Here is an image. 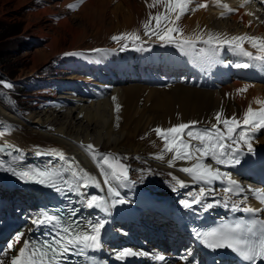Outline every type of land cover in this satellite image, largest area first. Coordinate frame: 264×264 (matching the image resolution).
I'll return each instance as SVG.
<instances>
[{
    "label": "snow or ice",
    "instance_id": "6c2138e0",
    "mask_svg": "<svg viewBox=\"0 0 264 264\" xmlns=\"http://www.w3.org/2000/svg\"><path fill=\"white\" fill-rule=\"evenodd\" d=\"M213 6L222 8L220 16L224 17L233 13L236 9L230 7L222 0H210ZM253 0H240L239 7L252 3ZM264 2V0H262ZM83 0H77L75 4H69V9L75 10ZM149 9L162 7L164 11L148 13V18L141 22L145 35L155 36L156 42L161 44H174L182 52L196 48L197 42H202L206 48H201L200 53L205 54L210 66L219 63V53L221 49L239 54L255 63H235L231 65L237 69H248L259 66L264 70V36L250 35L248 33L228 35L226 33H213L204 29L194 31L191 35H185L179 22L189 12L198 9H206L209 4L200 0H145ZM195 5V7H192ZM249 16L255 14L251 11ZM155 21V26L152 22ZM252 21L248 22L250 26ZM110 39L117 43L119 50L123 51L129 47L131 42L133 47L140 45L137 50H144L138 33L133 31L114 34ZM245 45L255 50H247ZM93 52H103L105 49H92ZM111 51H115L112 49ZM78 53H64V55H77ZM0 85L5 88H12L11 83L0 81ZM249 85L237 88L236 94L247 92ZM226 96L229 94H225ZM116 97H112L115 104V111L119 112L121 106L116 102ZM254 103L258 105L253 108L251 103L240 117L235 113L226 116L223 108L214 114V123L207 127H198L199 121L180 122L167 128L155 127L152 131L162 141L163 147L160 152L154 154V158L164 161L170 154L166 163L169 167H176L177 161H184L188 166L180 167L178 170L190 178L192 183H202L196 193L188 192L191 199L180 201L185 209H191L193 205H200L201 209L207 212L217 206L225 208L231 207L232 211H243L251 214V218L244 220L222 221L215 227L206 230L194 229L193 233L206 248L212 250L227 249L235 253L242 261L248 264H257V261H264V219H259V214H264V189L249 188L248 192L259 202L260 207L248 206V196L243 200H234V196H241L245 193V188L233 177L229 171H222L224 168L243 167L249 163L246 157L255 154L253 147L254 137L257 132L264 129V99L254 98ZM119 119V117H117ZM5 131H0V136L11 131L10 126H4ZM147 135V134H146ZM80 147L90 156L100 169L103 177V185L106 186L107 196L88 195L89 188H100L101 182L89 172L79 168L74 159L68 158L63 151L57 149H44L39 146L35 151L36 156L50 155L63 162L65 167L58 168L52 165L46 168H39L32 165L23 164L24 154L21 149L9 143L0 144V153H7L11 157L10 161L0 160V169L11 173L14 177L24 183L39 184L54 189L61 195L75 193L79 197L78 203L86 209H99L106 216L111 215V209L118 204H125L128 201L122 196L119 188L127 187L132 182L129 180L130 166L123 161L127 157H121L115 153H102L95 149L94 145L80 143ZM13 149L17 155H13ZM206 160H211L207 163ZM21 162V163H18ZM7 164V166H6ZM62 172L70 173L72 180H64L58 183ZM150 170H143L147 174ZM171 177V187L173 191L188 187V183L168 173ZM214 182H220L222 189L216 190L212 186ZM66 185V188L64 187ZM222 193V195H221ZM213 197V202H205V198ZM241 204L244 206L241 208ZM73 209L67 218H64L57 210L56 213L49 210H41L38 215L31 220V223L38 229L48 228L49 231L43 233V241L29 240L24 238L25 233L18 232L10 240L6 248L0 250V264H67L69 256L72 254L85 256L89 264H95L94 257L87 256L88 250H100L102 248V232L108 223L107 219L99 218L95 220H83L77 222L73 217L77 215ZM31 231V229H29ZM50 235V239L48 238ZM18 250L11 254L14 249ZM150 254L142 250H134L124 247L121 250H114L117 261H126L129 258L146 257ZM157 261H165L163 255L153 257Z\"/></svg>",
    "mask_w": 264,
    "mask_h": 264
},
{
    "label": "bare ground",
    "instance_id": "6f19581e",
    "mask_svg": "<svg viewBox=\"0 0 264 264\" xmlns=\"http://www.w3.org/2000/svg\"><path fill=\"white\" fill-rule=\"evenodd\" d=\"M58 1L59 3H56L57 5H64L67 1L69 2V0ZM227 1L233 3L232 0ZM113 2L116 3L111 6ZM148 2H151V0H148ZM200 2H206V0H200ZM207 2L209 6L206 9H198L195 12H189L181 19L179 23L185 35H191L194 31L204 29L205 33L211 31L213 33H226L228 35L248 33L250 35L264 36V15L259 11V2L255 4L249 3V6L244 9H239L235 5H232L237 13L224 17L220 16L221 11L214 7L210 0H207ZM45 3H49V1L45 0ZM83 4L84 5L80 7L81 12L85 11L87 8L96 6L95 8H97L98 13L102 15V17L105 16L107 19L108 16V19H110L111 25L106 26L104 22H101L103 19L99 18V22H94V18L88 16V22L90 25L94 26L95 29L94 33L96 36L94 40L96 41L100 39V37L104 38L109 32L115 31L120 27L125 31L138 28L140 25L139 21L144 16L146 17L149 11L145 0H89ZM192 7H195V5H192ZM95 8L93 12L96 13L97 11ZM107 9L109 13H106ZM50 11L51 10L48 8H43L31 14V16L50 14ZM249 11L253 12L255 15H247ZM254 17L257 19L255 20ZM250 20L252 24L249 26L248 22ZM61 23L63 22L61 21ZM38 35L40 38L49 39L50 41L45 45L42 51H37L36 49V55L38 54L37 58L39 59L33 60L31 71L36 68L37 62L40 59L46 60L49 55L58 53L56 42L52 37L44 33L42 29L38 31ZM198 45L204 44L202 42H197L196 46ZM77 46L76 43H73V46L69 50L76 49L78 48ZM183 60V55L155 54L152 61H141L138 63V66L159 67L162 65H177ZM135 67L129 65L130 69ZM82 68L81 71L78 70L79 73L85 74L86 70L89 72L93 70L91 68ZM163 70L165 71L166 69ZM65 71L69 74L71 72L68 69H65ZM93 73H96V71L93 70ZM129 73L130 70L127 72H114L108 79L110 82L106 84H99L100 82H98L96 85L94 84L95 86H91V92L88 97H71L72 99L69 100V98H66L69 96H61L59 99L63 98L62 100L59 102L56 101L57 103L54 104L52 102L53 105L51 104L48 108H44L42 111L43 113H38L35 117H32L31 111L28 118L23 121L16 120L15 116L0 104V131H5L4 126L6 125L11 127V131H7L3 136H0V143L6 142L18 147L24 154L23 164L32 166L37 165L39 167H50L54 164L58 168H63L65 165L57 158L50 155L36 156L34 153L37 150V146H39L41 151L44 149H57L63 151L68 158L74 159L79 168H83L101 182L100 188L82 189L81 191H86L88 195L95 194L107 196L106 186L103 185V177L100 175V169L97 168L96 163L92 161L89 155L80 147L81 142L84 144L91 143L94 145L95 149H110L111 153L121 150L127 151L128 154H138L140 149L143 148L145 153L152 152L156 154L163 147L162 141L156 134H151L149 136V144L144 143L146 141L145 139L140 142L139 139H143L144 132L152 131V129L157 126L167 128L173 124L180 122L186 123L188 121H199L200 124L209 125L215 122L214 114L221 108H223L226 116L230 117L233 113L237 116H241L250 103L252 107H255L254 98L264 99V84H247L249 85L247 92L239 95L236 94L235 90L244 85V83L240 81H234L224 85L219 90H204L187 84H176L158 89L152 87L149 80L142 83L133 82L134 80L127 76ZM69 74L64 80L75 82L81 80V83L84 85V87H81L82 89L89 88L87 84L92 85L88 79L84 80L80 78L81 75L77 73H72V76ZM157 80V83L165 82L162 77L155 76L154 82ZM83 92V94L86 95V90ZM65 93H72V90H66ZM226 93L229 95L226 96ZM114 96L117 98L115 103L121 106L119 112L114 110L115 104L112 101V97ZM54 99H56V97ZM58 116H64V122L57 123L56 118ZM117 117H119V119H117ZM31 121L37 123L39 129L27 127V125L32 123ZM13 123H15L16 126ZM70 125L72 126L71 128L74 127L73 132L69 129ZM256 145H264V137H260L256 141ZM9 151H12L13 155H17L13 149H9ZM167 157L168 156H166L164 161L151 164H156L159 169H164L165 172H171L178 178L185 180L188 183L187 188L173 191L171 187V177H169L170 179L138 178L139 176L133 173L138 168L134 169L132 167L129 171V180L132 183L127 187L118 189L121 196L128 202L113 207L110 216H106L99 209L83 208L80 204L82 220L84 222L99 218L108 220L103 230L102 248L109 263L111 254L109 243L115 241L113 236L115 233L113 232L111 234V226L115 218L133 217V210L140 207L144 208V210L155 211L160 214L170 207L182 206L180 201L191 199L187 195L188 192L196 193L199 191L200 187L205 186L199 182L192 183L189 177L178 170L180 167L188 166L187 162L180 161L179 164H176V167L170 168L166 163L167 159L170 157ZM0 160L7 162L11 160V157L8 156L7 153H4V155L0 153ZM236 171L242 175L245 170L240 169ZM60 177L62 180H72L68 172H62ZM0 183L4 187H7L6 185L8 184L15 185V189H20L22 191L31 210V220L38 215L39 212L36 207L37 202L32 195L31 190L33 186L30 183L21 182L11 173L3 169H0ZM209 187L219 190L222 189L223 185L220 182H214V184ZM156 196H163L166 199L165 201H161L155 199ZM205 202H213V197H206ZM168 203H170V205H168ZM194 206H197L196 208L200 207V205ZM16 225H18L16 234L18 232H23L25 233L24 238L37 231V227L32 223L25 228H21L19 222L9 219L5 224L0 226V239L2 240L0 242V247L3 246V242L7 235L13 232L12 227ZM29 229H31V231H29ZM6 245L3 249L6 248ZM18 247L19 246H17V249H14L11 254H15ZM115 247L117 248L116 250L130 247L148 252L152 256L159 255V252L153 248L151 244L133 236H126L125 239L116 244L114 248ZM0 259H9V257H0ZM167 264L180 263L168 262Z\"/></svg>",
    "mask_w": 264,
    "mask_h": 264
},
{
    "label": "rangeland",
    "instance_id": "374dc122",
    "mask_svg": "<svg viewBox=\"0 0 264 264\" xmlns=\"http://www.w3.org/2000/svg\"><path fill=\"white\" fill-rule=\"evenodd\" d=\"M46 1H49V3H45V0H0V68L5 72V78H0V81L11 83L13 88L9 89L0 85V104L7 109V111L13 112L12 115L15 116L16 120H26L31 111L32 117H35L38 113H43L44 106L48 108L51 106L52 102L53 104L59 102L63 99H59V97L64 95L69 96L66 97L69 98V100L72 99L71 97H88L91 92V86H95L98 82H100L99 84L110 82L108 79L114 74V72H127L130 68L126 71L121 69L126 66L129 67V65L133 66L131 64H137L139 61L145 60L150 62L153 60L154 54H169L166 49L173 48V44L157 43L155 36L145 35L144 29L141 27V22L148 18V13L150 11L153 13L157 8L160 11H164L162 7L158 6L154 9L148 8L149 11L146 14V17L144 16L145 18L143 17L139 21V29L136 28L125 31L120 27L115 31L113 30L109 32L104 38L100 37V39L96 41L94 40L96 36L94 33L95 29L94 26L90 25L88 22V16L93 17L94 19H91H93L94 22H99V18L103 19L101 22H104L106 26H110L111 23L108 16L106 19L105 16L102 17V15L98 13L97 8H95L96 6L82 11L85 15L81 12L80 7L84 5L83 3H86L89 0H83V3L78 4L75 10L69 9L67 5L75 4L77 3V0H69V2L67 1L64 5H57L56 3H59L58 0ZM114 3L116 2H113L111 6L115 5ZM43 8L51 10L50 14L31 16V14ZM94 8L97 11L96 13L93 12L95 11L93 10ZM106 13H109L108 9L106 10ZM153 14H155V12ZM254 19L256 20L257 18L254 17ZM61 21L63 23H61ZM152 24L155 26L154 21ZM40 29L55 40L58 53L55 55H49L46 60L40 59L38 61L39 63L37 62L36 68L31 71L33 60L39 59L37 58L38 54L36 55V49L37 51H42L45 45L50 41L49 39L47 40L39 37L38 31H40ZM133 30L138 33L141 41L146 45L143 46L144 50H137L140 45L138 44L136 47H133L131 42H129L130 46L125 50L120 51L117 43L112 41L110 37L114 34ZM73 43H76L78 48L69 50L73 46ZM97 48L105 49L106 51H91L92 49ZM112 49H115V51H111ZM163 50H165V53ZM70 51L71 53L78 54L64 55V53H69ZM82 67L87 69L91 68L96 71V73H93V70L90 72L86 70V74L79 73L78 70L81 71V69H83ZM65 69L70 70V74L66 72ZM72 73L81 75L80 78L84 80L88 79L92 85L87 84V87L89 88L82 89L81 87H84V85L81 83V80H78L77 82L64 80V78H67L68 74L72 76ZM53 77L54 79L51 80ZM66 90H72V93L66 94ZM84 90H86V95L83 94ZM13 93L16 96H14ZM11 95L16 99H13ZM55 97L59 100L54 99ZM56 121L57 123L64 122V116H58ZM31 122L32 123L27 125V127L39 129L37 123L33 121ZM13 124L16 126L15 123ZM71 127L72 126L70 125L69 129L73 132L74 127ZM151 134L155 133L153 131L144 132L143 139H139V141L141 142L145 139L146 141L144 143L149 144V136ZM96 150L102 153L110 152V149L104 148H96ZM114 153L121 157L126 156L129 158V161H125L129 163L131 168H138L133 172L139 176L138 178L170 179V176L168 175L169 172H165L164 169H159L156 164H151L159 163L161 161L155 159L152 152L145 153L142 148L138 154H128L127 151L121 150ZM169 157L170 154L167 158ZM179 163L180 161L176 162V164ZM143 170H150V172L144 174ZM142 210L145 211L143 208ZM30 212L31 210L27 203V199L24 197V194L20 189L13 190L12 187H4L0 183V225L6 223L8 219L12 218L19 222H23V225L26 227L31 218ZM144 217L148 216L145 215ZM120 219L125 218H115L111 226V234L114 231L117 235V243L124 240L126 236L140 238L145 233L133 229L134 226L123 224ZM152 220L157 219L152 218ZM20 227H22V224H20ZM125 228L129 229L125 230ZM17 229L18 225L12 227V231L15 235ZM113 236L116 241V236ZM13 237L14 236L11 233L8 240H12ZM115 241L109 243V248H111V244Z\"/></svg>",
    "mask_w": 264,
    "mask_h": 264
},
{
    "label": "trees",
    "instance_id": "16d2710c",
    "mask_svg": "<svg viewBox=\"0 0 264 264\" xmlns=\"http://www.w3.org/2000/svg\"><path fill=\"white\" fill-rule=\"evenodd\" d=\"M4 73L5 72L0 68V78L1 79H4L5 78Z\"/></svg>",
    "mask_w": 264,
    "mask_h": 264
}]
</instances>
